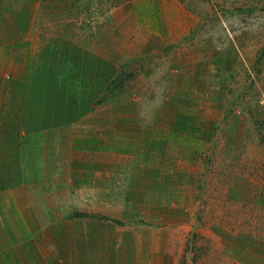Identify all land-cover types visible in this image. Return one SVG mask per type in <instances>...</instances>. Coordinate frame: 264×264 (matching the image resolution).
<instances>
[{
    "label": "rangeland",
    "instance_id": "obj_1",
    "mask_svg": "<svg viewBox=\"0 0 264 264\" xmlns=\"http://www.w3.org/2000/svg\"><path fill=\"white\" fill-rule=\"evenodd\" d=\"M133 1L5 0L0 247L18 227L43 264L63 259L48 229L107 184L118 217L85 219L160 232L180 248L168 264H264V0H176L184 17L167 3L129 23Z\"/></svg>",
    "mask_w": 264,
    "mask_h": 264
},
{
    "label": "crops",
    "instance_id": "obj_2",
    "mask_svg": "<svg viewBox=\"0 0 264 264\" xmlns=\"http://www.w3.org/2000/svg\"><path fill=\"white\" fill-rule=\"evenodd\" d=\"M163 1L165 2L163 3ZM167 3H169L167 7L162 5L163 10L166 9L167 12L173 10L171 13L174 16L181 15L184 17V13L178 7L176 0H137L125 7V13H128L125 18L128 21L130 20L129 23H135V10L137 8H139V12L141 11L143 14L145 12L147 17L155 18L156 11L159 9H156V6ZM5 4V0H0V12L6 9ZM0 61V67H3L6 72L11 73L13 68L11 53L9 55H2ZM140 170L141 165L135 163L134 196L140 194L137 191L146 189L148 185V182L144 181V185L141 186ZM120 178L122 179V177ZM100 180L103 179L100 178ZM95 184L98 185L97 183ZM105 186L99 185L98 188H94L92 191L90 189L89 191L87 190V194L91 198H94V201H91L88 206L84 205V207L75 208V210L85 214H99L110 216L111 218L118 217V215L107 214V208L109 207L107 195H113L112 200L114 201L116 199L115 196L122 193H109L107 184ZM87 194L80 195L76 199L79 197L84 198ZM131 196L132 194H129L126 201H129ZM95 199L100 202H96ZM119 200L121 202L125 201L123 196ZM131 201H133V198ZM152 224L154 225L153 222ZM48 230H52V233H54L52 235L54 237L49 240L53 249L64 252L63 246L66 247V257L64 256L63 259L53 258L50 264H168L174 255L173 251L180 249L179 247L173 248L171 244H166L165 238L161 233L149 227L140 230V227L135 226L129 229L127 233H123L124 229L109 227L103 221L98 222L91 219L75 218L60 225H54ZM18 232L23 235L24 242H22L23 240L13 242L15 237L6 235L4 237V245L0 247V264H43L42 259L37 256L39 247L33 243V239H29L30 241H28V235L24 234H28V232H23L20 228L16 227L13 234H17ZM28 246L32 250L29 251L27 249ZM25 247L30 252L26 259L22 256V249Z\"/></svg>",
    "mask_w": 264,
    "mask_h": 264
},
{
    "label": "trees",
    "instance_id": "obj_3",
    "mask_svg": "<svg viewBox=\"0 0 264 264\" xmlns=\"http://www.w3.org/2000/svg\"><path fill=\"white\" fill-rule=\"evenodd\" d=\"M107 93H108V90H107ZM101 103V102H100ZM75 218H88V216L86 215V214H81V213H79V214H76L75 215Z\"/></svg>",
    "mask_w": 264,
    "mask_h": 264
}]
</instances>
